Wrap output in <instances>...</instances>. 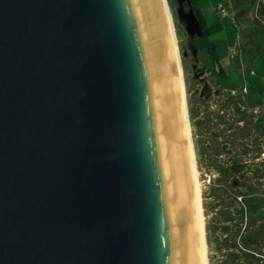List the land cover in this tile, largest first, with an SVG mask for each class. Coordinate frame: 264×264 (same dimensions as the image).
<instances>
[{
    "label": "water",
    "instance_id": "1",
    "mask_svg": "<svg viewBox=\"0 0 264 264\" xmlns=\"http://www.w3.org/2000/svg\"><path fill=\"white\" fill-rule=\"evenodd\" d=\"M179 133L154 0H0V264H199Z\"/></svg>",
    "mask_w": 264,
    "mask_h": 264
},
{
    "label": "rangeland",
    "instance_id": "2",
    "mask_svg": "<svg viewBox=\"0 0 264 264\" xmlns=\"http://www.w3.org/2000/svg\"><path fill=\"white\" fill-rule=\"evenodd\" d=\"M166 1L200 188L206 263L264 264V119L260 121L263 105L257 101L264 99V93H257L264 88V27L256 24L252 36L257 54L246 55L242 35L230 56L227 45L235 40L234 23L242 29L245 21L235 15L231 25L212 11L217 0H195L192 11L207 47L194 51L183 19L176 15V1ZM232 3L236 12L251 0ZM244 79L252 86L248 93L241 84ZM226 211L230 217L225 220Z\"/></svg>",
    "mask_w": 264,
    "mask_h": 264
},
{
    "label": "bare ground",
    "instance_id": "3",
    "mask_svg": "<svg viewBox=\"0 0 264 264\" xmlns=\"http://www.w3.org/2000/svg\"><path fill=\"white\" fill-rule=\"evenodd\" d=\"M156 12L163 33L167 58L169 62L173 92L176 106V113L179 126V141L184 153L185 169L188 175L189 198L192 216L194 220V230L196 235V249L198 253V263L207 264L205 256V244L203 235V219L200 205V188L196 176L194 154L191 143V135L187 120V110L184 97L182 73L179 62V55L176 44L174 28L166 0H154Z\"/></svg>",
    "mask_w": 264,
    "mask_h": 264
},
{
    "label": "crops",
    "instance_id": "4",
    "mask_svg": "<svg viewBox=\"0 0 264 264\" xmlns=\"http://www.w3.org/2000/svg\"><path fill=\"white\" fill-rule=\"evenodd\" d=\"M241 11L239 17H241L245 21V27L239 31V35H245L246 38L244 39L246 43V55L250 56L252 54L258 53V45L253 41L252 36L257 30V25L260 24L261 27H264V0H251V3L248 7L239 8ZM247 10L245 15H242L244 11ZM255 13V14H254ZM254 17L256 20L254 21ZM245 78V75H243Z\"/></svg>",
    "mask_w": 264,
    "mask_h": 264
},
{
    "label": "built area",
    "instance_id": "5",
    "mask_svg": "<svg viewBox=\"0 0 264 264\" xmlns=\"http://www.w3.org/2000/svg\"><path fill=\"white\" fill-rule=\"evenodd\" d=\"M212 11L218 16L225 18V21L233 24V21L235 20V8L233 6L232 0H217L214 1V3L211 5ZM239 24L234 23V30H235V40L227 45V51L230 56L235 52V47H237V42L239 39V31L241 28H239Z\"/></svg>",
    "mask_w": 264,
    "mask_h": 264
},
{
    "label": "trees",
    "instance_id": "6",
    "mask_svg": "<svg viewBox=\"0 0 264 264\" xmlns=\"http://www.w3.org/2000/svg\"><path fill=\"white\" fill-rule=\"evenodd\" d=\"M190 1L193 2L194 6H195V0H190ZM240 13H241V11L238 8V11L236 10V12H235L236 17H238L240 15ZM245 13H247V10H245L244 13H242V15H245ZM194 37H195L194 42H195L196 45H199V47H201L202 49L207 47V43H206V39L204 37V34L201 33L200 35H194ZM192 46H195V45L193 44ZM217 68H218V74H219L221 72V70H220L219 67H217ZM241 84L245 85L244 88H245V92L246 93H248L250 91V89L252 88V86L250 85L249 81H247V80L245 81V79L241 82ZM241 84H239V86ZM259 90L260 91H257V93H264V88L263 89H259ZM257 101L260 102V104L263 105V110H262L263 113L260 115V121H262L264 119V99L258 97ZM225 214H226L225 217H227V218H225V220H226V219H228L230 217V212L226 211ZM223 227L225 228V231H226L227 224L224 223ZM223 233H225V232H223Z\"/></svg>",
    "mask_w": 264,
    "mask_h": 264
},
{
    "label": "flooded vegetation",
    "instance_id": "7",
    "mask_svg": "<svg viewBox=\"0 0 264 264\" xmlns=\"http://www.w3.org/2000/svg\"><path fill=\"white\" fill-rule=\"evenodd\" d=\"M190 3H191V1L190 0H182L181 1V6H182V10H183V12H185L186 10H187V8L188 7H190L191 9H194V11H195V6H191L190 5ZM194 35L195 34H193V35H187L188 36V41L190 42L188 45L190 46V47H192L191 49H193V50H195V49H197L198 47H199V45H196L195 44V42H194V39H195V37H194ZM195 45V46H192V45ZM213 66H212V64H211V68H212ZM212 71H214L215 72V70L212 68Z\"/></svg>",
    "mask_w": 264,
    "mask_h": 264
}]
</instances>
